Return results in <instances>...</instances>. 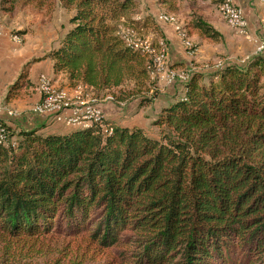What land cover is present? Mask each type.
<instances>
[{
    "label": "trees",
    "instance_id": "trees-1",
    "mask_svg": "<svg viewBox=\"0 0 264 264\" xmlns=\"http://www.w3.org/2000/svg\"><path fill=\"white\" fill-rule=\"evenodd\" d=\"M50 1L0 6L13 13ZM59 1L73 12L71 27L58 48L24 66L17 89L32 87L24 82L31 67L50 59L72 87L101 93L132 83L141 91L153 59L123 34L154 26L133 18L138 2ZM178 1L158 0L172 11ZM187 29L222 37L196 14ZM182 86L184 97L155 122L164 128L159 139L103 118L66 134L4 126L0 264H21V246L53 235L86 236L102 250L136 248L126 264H264V56L192 72Z\"/></svg>",
    "mask_w": 264,
    "mask_h": 264
},
{
    "label": "rangeland",
    "instance_id": "rangeland-1",
    "mask_svg": "<svg viewBox=\"0 0 264 264\" xmlns=\"http://www.w3.org/2000/svg\"><path fill=\"white\" fill-rule=\"evenodd\" d=\"M136 1L139 13L133 18L137 21L149 18L154 24L143 34H134L123 28V34L149 52L153 59L151 78L139 92L130 83L111 92L95 93L87 88L72 87L61 73H55V77L53 74L32 73L33 86L13 93L29 60L45 57L59 47L71 27L69 22L73 12L66 10L59 0H51L42 9L19 7L13 13L4 12L0 6V56L7 54L4 60L10 70L7 78L10 84L5 93L9 101L0 100V117L8 113L11 118H19L20 114L28 119L41 117L45 126L60 133L64 132L60 129L61 124L67 128L75 127L70 124L75 119V108L80 110L91 106L101 113L100 118L123 127L142 128L149 137L159 139L164 128L155 122L165 107L184 97L182 85L192 72L212 74L226 65L246 66L255 57L264 56V50L260 49L264 14L255 11L258 7L264 9L261 0H231L232 5L242 12L245 24L242 28L233 27L224 14L223 4L212 0H179L173 11L160 5L158 0ZM194 14L203 17L221 34L219 42L205 40L187 29ZM160 17L173 21L165 23ZM156 58H160L161 68L155 67ZM43 77L49 82L50 92L63 94V100L44 113H36L35 109L47 98L41 88ZM79 121L81 124L77 127L81 128L96 120ZM2 123L5 127L17 129L7 121ZM6 137L8 140V132ZM31 243L21 246L24 249L18 252L21 264H126L136 251L134 247L125 246L102 250L90 243L86 236L53 235L37 244ZM122 251H128V259H121Z\"/></svg>",
    "mask_w": 264,
    "mask_h": 264
},
{
    "label": "crops",
    "instance_id": "crops-1",
    "mask_svg": "<svg viewBox=\"0 0 264 264\" xmlns=\"http://www.w3.org/2000/svg\"><path fill=\"white\" fill-rule=\"evenodd\" d=\"M240 3V2H239ZM241 6V4H239ZM257 13L258 12H262V14H264V9L263 8H256L255 10ZM47 55V54H46ZM45 55V57H46ZM7 54L5 56H0V100H8V96L6 97L5 93H6V88H7V85H9L10 83L8 82V79L9 78V73H10V70L8 69L9 67V64L8 62H6L4 60V57H6ZM44 56H41L40 58L39 57H35L34 59H43L45 58ZM31 61V60H29ZM33 74H40V73H47V74H53L54 77H55V73L53 71V62L50 60V59H46V60H42L41 62L39 63H36L34 64L32 67H31V70H30V73H29V77L27 78V80H25L24 82H30L31 84L34 83V80H32V77H33ZM12 75V74H11ZM67 79V78H66ZM18 87V84L17 86L14 88L15 90H13V93H18L20 92L21 90H25L27 89L26 87L25 88H20V89H17ZM77 105L79 104H83L82 102H75ZM10 106V105H8ZM79 108V107H77ZM75 108V109H77ZM11 113H8L7 114H3V116H1V120L4 122V121H7L9 123V125H16L17 129L16 131H19V130H34V129H42V132H46V133H51V134H66V133H69L71 132L72 130H75L79 127V125H73L75 126L74 128H67L65 124H61L62 126L60 127L61 130H64V132H56V131H52L50 129L49 126H45L44 122H42L43 118L41 117H35L34 118H31V119H28V117L24 114H20L19 115V118H11L10 117ZM22 115V116H21ZM87 127V126H85ZM70 129V130H68ZM15 130V129H14Z\"/></svg>",
    "mask_w": 264,
    "mask_h": 264
},
{
    "label": "built area",
    "instance_id": "built-area-1",
    "mask_svg": "<svg viewBox=\"0 0 264 264\" xmlns=\"http://www.w3.org/2000/svg\"><path fill=\"white\" fill-rule=\"evenodd\" d=\"M264 3V0H261ZM235 16H236V6L234 5V12L232 14V16H230V21L233 23L234 27H236V23H235ZM160 19L162 21H164L165 23H167V21H165L163 19V17H160ZM260 49L264 50V20L262 21L261 24V41H260ZM154 64L156 68H161L162 64H161V60L160 58H156L154 60ZM41 88H42V92L47 96L46 100L40 104L38 106V109L36 110V113H44L47 109H50V107L52 106V102H55L57 100V98L63 94H53L52 92H46L45 91V86L44 84H42L41 82ZM1 111V110H0ZM78 111V112H77ZM96 114H101L99 111L95 110L94 108L87 107L84 109H76V113L74 114L75 119L72 120L70 122V124L72 125H80L81 122L79 120H88L89 118H94V115ZM1 120V118H0ZM7 136V132H3V130L0 129V143H7L8 140L6 137Z\"/></svg>",
    "mask_w": 264,
    "mask_h": 264
},
{
    "label": "bare ground",
    "instance_id": "bare-ground-1",
    "mask_svg": "<svg viewBox=\"0 0 264 264\" xmlns=\"http://www.w3.org/2000/svg\"><path fill=\"white\" fill-rule=\"evenodd\" d=\"M223 11H224V14L226 15V17L230 21V16H232V14L234 12V5H232L231 0H223ZM242 17H243L242 12L238 8H236V16H235L236 28L237 27L242 28L245 26L244 22L242 21ZM165 21L172 22L173 19L172 18H165ZM230 24L234 27V25L231 21H230ZM42 84H44V86H45V91L50 92L49 82H48L47 78L43 77ZM62 100H63V96L61 95L57 98V100L55 102H52V106L54 107V104H57V103L61 102ZM37 109H38V107L35 109V112ZM99 116H100V114L94 115V119L96 121H98V119L100 118ZM0 129L3 130V132H7L6 128L4 127V124L2 123L1 120H0ZM0 144H3V143H0Z\"/></svg>",
    "mask_w": 264,
    "mask_h": 264
}]
</instances>
